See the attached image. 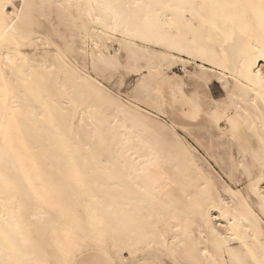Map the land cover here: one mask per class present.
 Segmentation results:
<instances>
[{
    "label": "snow or ice",
    "instance_id": "obj_1",
    "mask_svg": "<svg viewBox=\"0 0 264 264\" xmlns=\"http://www.w3.org/2000/svg\"><path fill=\"white\" fill-rule=\"evenodd\" d=\"M177 116L247 197L193 173ZM258 181L264 0H0V264H264Z\"/></svg>",
    "mask_w": 264,
    "mask_h": 264
},
{
    "label": "bare ground",
    "instance_id": "obj_2",
    "mask_svg": "<svg viewBox=\"0 0 264 264\" xmlns=\"http://www.w3.org/2000/svg\"><path fill=\"white\" fill-rule=\"evenodd\" d=\"M114 45L116 46V49L119 48V43L109 44V47L115 48ZM83 62H84V57L81 55V57H80V63H81V66L82 67H83ZM90 65H91V59H90V56H89L88 57V66H89V68H90ZM213 82H216L219 85V87L221 88V90L224 91V85L221 84V82H220L219 79H216L214 81H211V83H213ZM127 97L128 96H126V98ZM217 98H220V97H217ZM174 124H175V129H174L175 136L176 137H179L180 140L183 141L185 147L188 149V152H189V157H188L189 166L191 167L193 173L198 178H201V179L206 180L207 183L211 186V190L214 193H217L221 199L231 200V198H232L231 197V194L228 191H226V189H228V188H230L233 192H242L246 197L248 196V191H247V187H246L247 185L245 186L244 190L241 191V190L232 188L230 185H228L226 182H224L222 180H221L222 182H220L219 181V178H218V175H217L218 173L214 175V174H212L211 171L208 170V167L206 166L207 165L206 163H208V162L205 159H203V158L200 159V158H198L196 156V154L194 152V148L192 147V145L188 142V140L186 139V137L179 136L176 133V128L180 129V131L183 132L184 136H188L189 138H191L192 141L196 144V146L202 148L203 145L205 144L210 151H213L214 153H217V154L219 153L218 151H220V150H229L232 147L229 144L228 141L220 138V134L218 132L213 131V130H209V129H206V128L202 127V126L192 125V124H188V123L187 124H184L183 123V124L177 125L172 119L168 123V128H169L170 132H171ZM198 131H200L203 134L204 139H207V142L206 143H203L201 141V139H202L201 136H198V135L195 136V135H193V134H196L195 132H198ZM211 156L214 157L212 154H211ZM239 159H242V157L240 156L239 150L238 149H235V151H233V152L231 151V153L228 155V160L229 161H228L227 164L225 162H223L220 157H218V160H217L220 163V166L224 169L223 172L227 176V179H229V181L231 183H233V184H237V181L240 178H242V177H244L245 180H246V182L248 183V180H247V177L246 176L237 174L234 171V169H233V160H239ZM211 160H212V158H211ZM257 191L258 192H264V183H261L259 181L257 182ZM252 199H255V196H252ZM125 253H122V255L124 256V258H126L125 257L126 255H124Z\"/></svg>",
    "mask_w": 264,
    "mask_h": 264
},
{
    "label": "rangeland",
    "instance_id": "obj_3",
    "mask_svg": "<svg viewBox=\"0 0 264 264\" xmlns=\"http://www.w3.org/2000/svg\"><path fill=\"white\" fill-rule=\"evenodd\" d=\"M115 46V45H114ZM115 48H116V46H115ZM189 67H191V65L189 66ZM135 85V77L134 76H131V77H129L128 79H127V81H126V83H125V87H124V89L122 90L123 91V93H124V98L125 99H128V97L126 98V96H128V93H130L131 91H132V89H133V86ZM211 91H214L215 93V95L217 96V97H220V94H222L223 93V91L221 90V88L219 87V85L216 83V82H213V83H211ZM162 119V121L164 120V119H167V124L170 122V120L172 119V118H161ZM173 120V119H172ZM177 125H180V124H192V125H194L192 122H190V121H185V120H183L181 117H179V116H177L176 118H175V120H173ZM176 133L179 135V136H183V137H186V139L188 140V142L192 145V147L194 148V152H195V154H196V156L198 157V158H200V159H205L208 163H206L207 165V167H208V170L209 171H211L212 172V174H217L218 175V178H219V181L220 182H222V181H224V182H226L228 185H230L232 188H234V189H238V190H241V191H243L244 190V188H245V186L247 185V182H246V180H245V178L244 177H242V178H240L238 181H237V184H233V183H231L230 181H229V179H227V176L224 174V169L220 166V163L217 161L218 160V157H220L221 158V160L223 161V162H225L226 164L228 163V155L231 153V151L233 152V151H235V148H233V147H231L229 150H220V151H218L219 153L217 154V153H214L213 151H210L209 149H208V147L204 144L203 145V147L202 148H200V147H198V146H196V144L192 141V139L191 138H189L188 136H184V134H183V132L182 131H180V129H178V128H176ZM196 134H193V135H198V136H201L202 137V139H201V141L203 142V143H206L207 142V139H204V137H203V134L200 132V131H198V132H195ZM188 137V138H187ZM192 142V143H191ZM196 148V149H195ZM233 148V149H232ZM200 149V150H199ZM198 152H197V151ZM230 151V152H229ZM199 153V154H198ZM201 154V155H200ZM211 154L214 156V157H212L211 156ZM216 156V157H215ZM207 157V158H206ZM211 158H212V160H211ZM210 159V160H209ZM216 161V162H215ZM216 163V164H215ZM212 166V167H211ZM219 166V167H218ZM213 169V170H212ZM221 170V171H220ZM223 172V173H222ZM220 175V176H219ZM226 176V177H225ZM222 180V181H221ZM228 181V182H227ZM232 184V185H231ZM241 184V185H240ZM240 185V186H239ZM243 185V186H242ZM124 255H126L125 257L127 258V254L125 253Z\"/></svg>",
    "mask_w": 264,
    "mask_h": 264
},
{
    "label": "crops",
    "instance_id": "obj_4",
    "mask_svg": "<svg viewBox=\"0 0 264 264\" xmlns=\"http://www.w3.org/2000/svg\"><path fill=\"white\" fill-rule=\"evenodd\" d=\"M213 94L215 93L214 91H211Z\"/></svg>",
    "mask_w": 264,
    "mask_h": 264
}]
</instances>
